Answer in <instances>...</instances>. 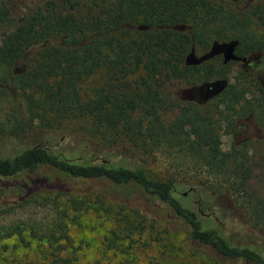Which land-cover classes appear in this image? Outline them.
Wrapping results in <instances>:
<instances>
[{
    "label": "trees",
    "instance_id": "16d2710c",
    "mask_svg": "<svg viewBox=\"0 0 264 264\" xmlns=\"http://www.w3.org/2000/svg\"><path fill=\"white\" fill-rule=\"evenodd\" d=\"M226 5L223 0L36 2L0 39L2 83L19 66L9 80L10 92L0 90V96L16 97L26 119L11 100L14 123L5 133L21 140L0 151V198L2 183L8 181L21 198L1 204L0 213L33 196L35 183L20 176L47 166L94 190L134 185L145 199L120 200L121 210L151 221H157L158 211L183 222L193 245L225 263L264 264V195L251 186L258 177L254 172L261 169L263 174L264 168L247 148L232 143L227 151L221 149L220 138L224 129H231L235 111L214 100L200 105L174 97L175 81L220 78L224 67L212 60L187 67L183 59L191 42L207 45L222 39L221 28L240 21ZM10 9L0 0V29L12 25ZM258 14L256 19L264 23ZM180 25L190 34L174 29ZM233 95L226 89L221 96ZM29 127L36 133L32 138ZM64 128L70 133L82 129L86 137L99 133L102 141L93 148L113 146L121 154L99 157L101 151L93 153L80 143L68 147ZM76 146L83 149L79 154ZM162 146L219 178L209 182L197 173L181 180L153 179L149 159ZM213 213L222 220L213 222ZM223 223L243 229L241 243L223 232ZM46 264L65 263L56 258Z\"/></svg>",
    "mask_w": 264,
    "mask_h": 264
},
{
    "label": "rangeland",
    "instance_id": "374dc122",
    "mask_svg": "<svg viewBox=\"0 0 264 264\" xmlns=\"http://www.w3.org/2000/svg\"><path fill=\"white\" fill-rule=\"evenodd\" d=\"M38 1L40 0H6L7 6L11 8L12 25L10 28L0 29V39ZM249 22L250 30L261 32V26L255 16L249 18ZM176 30L183 31L184 28ZM203 52L199 48L195 50L196 55ZM18 67L16 65L11 68L6 84L2 83L3 75L0 71V90L10 92L9 80L18 72ZM233 69L234 67L230 65L229 71L224 72L219 79L232 81ZM94 82L95 80L90 83ZM200 84L201 82L188 80L175 81V95L180 98H184V95L192 96L193 100L197 101ZM2 95L4 96H0V151L3 149V152H7L11 145L21 140L5 133L14 123L12 101L18 105V112L22 118L23 114L16 97L6 93ZM23 120L26 121L25 118ZM260 127L264 128V122L260 123ZM62 131L67 133L63 143H67L68 147L80 143L87 148L90 147L93 153L101 151L99 157L103 155L102 157L112 158L121 154L120 148L113 146L104 145L106 148H98L99 151L93 148L94 143L102 141L101 138L99 140V133L86 137L82 134V129L73 133H70L68 128ZM240 132L238 129L237 140L247 136ZM35 134L34 129L30 127L27 129L28 138ZM220 140L222 152L227 151L232 142L231 136L223 134ZM254 144L250 146L247 154L254 162L263 166V169L264 133ZM77 146L75 153L79 154L83 149ZM195 162L162 146L152 153L147 171L153 179L169 176L181 180L193 177L197 173L199 178L209 182L219 178L202 165H193ZM260 173L261 169L256 170L254 174L258 177L251 181L253 191L255 189L259 196L264 195V184L259 181H264V173ZM20 178L25 181L33 180L35 186L30 188L33 196L9 213H0V264H46L56 258L65 264H231L218 259L208 250L193 245L188 239L189 227L181 221H173L158 211L155 212L157 221H151L134 216L126 209L121 210L118 205L120 200L126 204L131 198L145 199V195L134 185L106 186L102 190H94L87 185L73 182L47 166L38 167L27 175H21ZM2 187L5 189L0 198V205L6 202L18 203L21 193L16 194L18 189H14L13 181L3 182ZM62 188L67 191L65 195L59 194ZM183 193L187 196V192ZM211 215L213 222L214 219L217 222L222 220L220 216L218 217L219 214ZM221 228L234 243L242 242L243 229L239 225L223 223ZM7 233H11L10 236H6ZM252 237L256 238L255 235Z\"/></svg>",
    "mask_w": 264,
    "mask_h": 264
},
{
    "label": "flooded vegetation",
    "instance_id": "af4514ba",
    "mask_svg": "<svg viewBox=\"0 0 264 264\" xmlns=\"http://www.w3.org/2000/svg\"><path fill=\"white\" fill-rule=\"evenodd\" d=\"M229 7L232 13L240 19L233 27L221 28L220 37L222 39H211L207 45L191 42L188 51L184 55V66H198L203 62L212 60L214 64H219L224 67L221 75L229 71L230 65L234 67L232 70V81L213 78L209 81H201L198 87V100H193L192 96L184 98L174 97L178 101L204 104L208 101H216L222 104L223 109L235 111L231 129L223 131L222 135H229L232 143L242 148L250 149V146L255 145V140L264 133V128L260 127V123L264 119V23L260 24L261 32L250 30V22L248 18H254L259 15L264 19V0H223ZM258 7V13L252 14ZM241 25V28L239 27ZM186 33L190 34L187 26H181ZM192 37V36H190ZM224 37V38H223ZM233 42L231 53L234 59L224 61V52L226 49L220 50L210 58L193 63V59L208 53L213 43L227 44ZM202 49L204 52L196 55V49ZM188 55L190 64H185V59ZM220 75V76H221ZM192 88V87H191ZM226 89H230L235 93L233 96H221ZM190 91V89H189ZM232 108V109H231ZM261 121V122H260ZM238 129L240 133L247 135L242 140H237ZM263 130V133H261Z\"/></svg>",
    "mask_w": 264,
    "mask_h": 264
},
{
    "label": "water",
    "instance_id": "95a60500",
    "mask_svg": "<svg viewBox=\"0 0 264 264\" xmlns=\"http://www.w3.org/2000/svg\"><path fill=\"white\" fill-rule=\"evenodd\" d=\"M140 29L141 28H144V27H139ZM174 29H181V26H176L174 27ZM232 45H233V42H229L227 44H217V43H213L212 46H211V49L208 53L200 56V57H197V58H194L193 59V63H199V62H202L204 60H206L207 58H210L212 55H214L215 53H218L220 50H223V49H226V51L224 52V61L228 60V59H234L232 53H231V50H232ZM191 55H188L185 59V64H190L189 63V58Z\"/></svg>",
    "mask_w": 264,
    "mask_h": 264
}]
</instances>
